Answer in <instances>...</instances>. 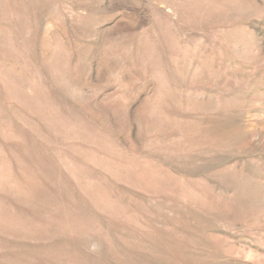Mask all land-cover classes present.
Listing matches in <instances>:
<instances>
[{"label":"rangeland","instance_id":"1","mask_svg":"<svg viewBox=\"0 0 264 264\" xmlns=\"http://www.w3.org/2000/svg\"><path fill=\"white\" fill-rule=\"evenodd\" d=\"M0 264H264V0H0Z\"/></svg>","mask_w":264,"mask_h":264}]
</instances>
